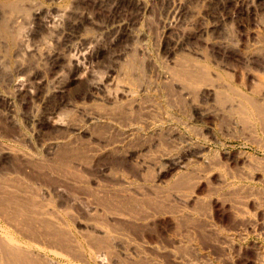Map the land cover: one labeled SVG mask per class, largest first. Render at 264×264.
Returning <instances> with one entry per match:
<instances>
[{
    "label": "rangeland",
    "instance_id": "1",
    "mask_svg": "<svg viewBox=\"0 0 264 264\" xmlns=\"http://www.w3.org/2000/svg\"><path fill=\"white\" fill-rule=\"evenodd\" d=\"M2 1L4 3L12 0H0V32L1 29L3 31V25L9 21L10 17L8 8L1 7ZM13 1H16V4L24 5V9L27 8V4L30 5L29 3L32 4L33 2L44 12L68 10L71 12L72 18H80L79 15L83 12L84 14L89 13L92 18L91 25L87 23L88 26H85L86 38L92 41L90 45L82 42L81 39H77L78 37L72 38L70 41L63 40L60 43L55 37L48 35L47 31L42 32L38 24H31L27 18H18L16 20L18 23L12 24L14 26L8 24L10 34H8L7 39L2 36V32L0 33V58L3 61L4 70L6 69L5 73L3 71L0 74V97L2 98L0 99V148L9 149L12 154H18L20 157L23 155L32 158L34 161L36 160V163L39 162L38 167L42 163H54L59 155L64 152V147H60L52 153L53 157L48 156L47 150L51 144L58 141V144L62 145L63 139L61 138L63 136L73 138L74 133L72 136L63 134V130L53 126L48 120L56 106L60 105L58 104L59 100L69 101L72 107H64L62 112H65L67 116L69 115L68 120L80 124L78 129L79 132L81 131L80 134L75 131L79 135L74 134V139H70L76 140L79 145H85L89 142L88 133L96 130L93 123L87 121L85 116L91 110H96L99 107L98 101L92 102L88 93L86 95L89 80L93 78V80L102 81L109 86L110 91H114L115 86L113 84L115 82L113 80L117 79L131 64L134 67H139L144 73V76L142 74L141 76L145 83L153 84L152 89L160 97L162 96L158 100L161 101L160 104L162 105L165 103L163 98H167V96L162 93L161 84H159V82L164 83V78L161 79L158 74L163 70L167 71L168 75L172 74L170 73L172 69L179 66L180 63L185 64L188 61H194L193 64L198 63L196 66L205 64L210 73L212 72L210 74L212 79L216 80L224 93L229 94L231 88L237 93L241 92L264 104V1L257 3L256 1L251 2V0H138L146 7L145 11L133 13L131 9L121 10L117 17L125 18L126 23L129 24V29L128 34H120L116 37L110 36L112 35V26L111 28L110 26L107 27V30L102 28L108 23L107 21H111L113 15L107 9L100 11L93 8L90 0ZM240 6H242L241 9ZM172 8H178L179 12L175 14ZM235 13L236 16H234ZM27 20L28 22H26ZM93 21L96 22L93 23ZM109 23L111 24V22ZM27 32H30V39L27 40L29 47H38L39 51L44 52L45 57L50 54V51L51 53L61 51L71 61L70 65L67 63L66 70L62 75V84L66 91L61 97L55 95L42 97L45 93L44 88L43 90L37 88L40 79L48 83H46L48 88L54 84L55 76L51 72V65L47 58L38 57L39 51L37 54H21V56L16 54L17 38L13 35L18 37L20 34L23 36ZM41 32L42 34L39 35ZM45 38L48 42L47 48L41 45V40H45ZM15 47L16 50H14ZM93 47L94 54H90L88 48L93 49ZM45 53L47 54L45 55ZM95 53L99 58L97 60ZM77 70L84 74L82 80L69 83L70 73L72 74ZM219 75L220 80L216 79ZM14 77L24 79L27 85L35 90V97L29 99L23 94H17L12 84ZM156 86L157 88H155ZM197 90L195 91L197 92ZM236 92H234V97H236ZM213 97L210 95L202 99L199 94L192 95L191 93L190 97L186 99L185 110L184 107L179 109V105L176 104V96L173 94L169 102H167L168 98L165 99L167 106L164 104V111L168 112L170 116L172 115L171 117L175 115L174 117L179 119L178 121L181 120L183 123L191 125V132L174 122V126L172 125L173 129L175 128L174 131L170 135V132L163 135L161 133L155 134L159 135L160 138L154 137V144L142 146L139 142L143 140L140 139H138L139 142L135 141V144L134 142L127 144L126 147H129V151L124 147L122 155H125L124 159L128 161L125 163L127 166L129 162L134 166L129 165L131 167L120 168V164L111 161V158L107 156L108 152L101 149L105 154V159H102L104 158L103 154L100 157L102 162H95L94 160L89 163L90 165L88 164L89 166L86 165L84 172L82 171L83 174L81 173L80 182L77 181L74 187L69 188L67 186L65 188V192L71 193L75 200L71 201L74 205L71 202L68 203L69 207L72 205L71 208L67 206V202L64 203V200H59L53 193L47 192L51 189H48L46 185H53L52 179L55 178L45 174L49 179L44 185L45 182L38 178L42 174L37 171L40 170L37 167L34 170L37 173L30 174V178H34L36 181H30L29 176H25L20 169L23 167L20 164L24 162L22 163V160L19 162V159H13L11 156V158L6 157L8 159L7 164L0 167V188H5L3 184L5 182L8 185H6L7 188L13 186L15 190L19 186L15 183L18 182L20 185L29 183L40 193L41 190L48 189L45 191L47 193L44 192L45 197L48 195L46 201L58 211L63 221L65 220L68 226L66 230L78 241V244L75 241L72 242V238L71 243L82 255L87 250L91 233L92 237L95 232V238L94 236L90 237V242H94L93 240L97 239L96 236H102V234L95 235L97 232L94 231V225L103 230L106 227L108 233L106 237L109 243L112 242V246L114 245L107 258V264H264V110L261 111L263 114L259 115L260 118H258V114L257 117L253 111H250V108L246 107L248 109L244 110L242 115L237 114V116L239 115L238 118L236 115H232L222 119H214L213 112L219 106L217 103H214L217 106H213L215 101ZM6 100L7 102L10 101L9 106H7ZM77 104L83 108L82 112L76 111L75 106H78ZM168 104H173L175 109L172 107L173 105ZM203 109L209 111L205 113ZM177 110H181V112H177ZM245 111L249 112L245 113ZM244 115L246 116L243 119L242 116ZM229 117L233 118L230 119ZM169 138H171L170 141H168ZM60 139L61 141H59ZM164 139H167V142L163 141ZM194 152L206 154L205 161L209 162L207 167L203 165L206 169L194 159ZM148 160L151 163L147 167L149 169L143 168L144 162ZM174 162L183 167H173ZM43 171L45 172V169ZM46 171L48 170L46 169ZM181 174H186L185 177L189 175L191 181L186 182L185 187L180 188L176 182L182 177ZM126 182H129V185ZM13 188L9 190L12 191ZM126 188L130 193L126 191ZM67 189L69 190L67 191ZM93 189L98 190L94 191ZM137 190L139 195L136 194ZM102 191L105 195L102 194ZM124 191L129 194L126 195ZM118 192L123 193L124 195H122L126 196L125 199L128 197L129 200L123 199L124 197ZM135 194L139 200L135 199ZM148 194L153 196H149L148 199ZM94 195L99 197L96 198ZM119 196L125 204V206L120 207L121 211L120 209L118 211ZM131 196L133 201L130 202ZM104 197L115 200L111 205L112 207L102 208V205L100 206L98 199ZM151 198L156 203L155 206H153L154 203H152ZM145 200L147 202L149 200V202L147 203ZM128 202L130 208L127 206ZM59 203H61L60 206ZM138 203L140 204L138 205ZM158 205H161L160 208ZM90 206L92 207L90 208ZM96 206L101 208L98 207L97 210ZM150 206H152V210ZM93 207L94 210H92ZM114 214L120 215L119 224L113 222L119 219L115 218ZM115 224L116 226H114ZM86 232L91 233L85 235ZM110 237L113 241L110 240ZM76 245L81 252L76 248Z\"/></svg>",
    "mask_w": 264,
    "mask_h": 264
},
{
    "label": "bare ground",
    "instance_id": "2",
    "mask_svg": "<svg viewBox=\"0 0 264 264\" xmlns=\"http://www.w3.org/2000/svg\"><path fill=\"white\" fill-rule=\"evenodd\" d=\"M168 1H172V0H168ZM255 1L257 3H260L264 0H251V2H255ZM15 2L12 0V1H5L3 3V1H2L1 7L2 8H3V6L7 7L8 8L7 9L8 15L10 16L8 19L9 21L5 22V24L3 25L4 26L3 31L1 29L2 33L0 32L2 34V36H4L6 39H7L8 34H10L8 31L9 25L11 24V26H14L12 24L18 23V22H16V20H18V18L19 19L20 18H27L29 21H31V24H33V23L38 24V27L42 30V32L47 31L48 35L49 34L52 35L60 43L63 42V40L70 41V39L77 38V37H78L77 39H81V41L85 42L86 44L90 45L92 43V41L87 39L86 35H85V32H86L85 26H88L86 24L90 23V25H91V23H92V18L90 17L89 13L84 14V12H83L79 15L80 18L77 17L78 18L77 19L76 17L72 18L71 12H69L68 10H61V11L55 10L54 12H51V11L50 12L49 11L44 12V10L42 11L40 8H38L36 5H34L33 2H32V4L29 3L30 5H28L26 3L27 8L25 7V9H24V5H21L20 3L16 4ZM89 2L91 3L93 8H97L100 11L103 9L104 10L107 9V11L113 15V18L111 19V21L110 20L107 21L108 23L106 22L107 24L102 27L105 30H107L108 29L107 27L110 26V28H111V26H112L113 30L111 33L112 35H110L111 37L112 36L116 37L120 34L121 35L126 34V33L128 34L129 24L126 23L124 16H123L124 19L117 17V15H119V12L121 10L131 9L132 10L131 12L138 13V12H144L146 9L144 4H141L138 0H90ZM173 2H175V1H173ZM252 4H251V6H252ZM88 5H90V4H88ZM241 7L242 6H240L239 8L241 9ZM256 9H257V7L254 10L255 13H256ZM128 10H127V12H128ZM172 10L175 14L179 12L178 8H174V9L172 8ZM1 13H2V11H1ZM120 14H122V13H120ZM184 15H186V14H184ZM15 16H19V17L15 18ZM234 16H236V13L234 14ZM188 17H190V16H188ZM79 19H80V21H78ZM28 20L26 22H28ZM12 21H13V23H12ZM95 22L96 21H93V23H95ZM109 22H111V24ZM19 31H21V30H19ZM42 32L39 35H41ZM21 33H22V31H21ZM23 33H24V31H23ZM29 34H30V32H27V34H25L23 36L18 34V37H17V35L16 36L13 35V37L17 38L16 54H18L20 56H21V54H25V55L26 54H28V55L29 54H37V52L39 51L38 47H36V46L35 47L32 46V48L28 46L27 40L30 39ZM11 35H12V33H11ZM10 37H12V36H10ZM50 39H52V38H50ZM8 41H9V39H8ZM41 41H42L41 42L42 47L47 48L48 42L46 41V38H45V40L43 39ZM1 42H3V41H1ZM179 42H178V44H179ZM176 44H177V42H176ZM180 44H181V42H180ZM14 50H16V47ZM45 50L47 52V49H45ZM178 50H180V49H178ZM88 52L90 54H94V47H93V49L88 48ZM38 53H39L38 57L40 56L42 58H47L49 64L51 65V72L54 73L55 78L53 80L54 84L51 88H48L46 85L47 82H45V80H41V79L39 80L40 82L38 81L39 87H37V88H41L42 90L44 88L45 93H44V96H42V97H46V95L47 96L55 95V96L61 97L62 95L65 94V91H66L64 85L62 84V75L64 74L63 72L66 70L67 63L70 65L71 61L69 60V58H67L65 55H63L61 51H53L52 53L50 51V54L45 53V55L47 54L46 57L44 56V52L42 53L41 51H39ZM3 54H5V53L3 52ZM95 54H96L95 58L97 60L98 55H97V53H95ZM126 56H128V55H126ZM14 59H15V57H14ZM133 59H131V60H133ZM18 60H20V59H18ZM2 62L3 61L0 58V74L3 73V71L5 73V70H6V69L4 70V66H3L4 64H2ZM131 62L133 63V61H131ZM191 62L188 61L185 64L180 63V65L175 67L174 69H172V70L169 69V70H171L170 73H172V74H169L170 76L168 75V72L164 71V70H163V72L158 74V76H160L161 79L164 78V83L159 82L160 77H159L158 82H159V84H161L162 93H165V96H167V98H168L167 102H169L171 100V96L173 94V96H176V104L179 105L178 106L179 109L184 107V110H185L186 99L190 97L191 93H192V95L193 94H199L202 97V99H203V97L205 98V97H208L210 95H213L214 96L213 98L215 99V101L213 102V106L214 107L217 105L219 106V108L214 110V112L211 111V112H213L214 119H218V118L222 119L223 117L232 116V115L233 116L236 115V118H238L239 115L237 116V114L242 115L243 114L242 112H244V110H247L248 108H250L251 109L250 111H253L256 114V116H257V114H258V116L263 114L261 112L264 110L263 109L264 108L263 103L256 101L257 99L253 100L252 98L242 94L241 92L237 93L236 90L231 89V88L229 89V94L224 93L222 91V87L216 83V80L212 79V77L210 75L212 72L210 73L209 69L205 66V64L199 65V66H201V67H199V66H196V64H198V63L193 64L194 61L192 63ZM1 64H2V66H1ZM139 66H141V65H139ZM79 72L80 71L77 70V71L73 72L72 74L70 73V75L68 77L69 83L77 82L82 78V76L84 74L79 73ZM141 74L143 75L144 73L141 72L139 67H136V66L134 67L131 64V66H129L125 71H123L117 77V79L113 80L115 82V83L113 82L114 83L113 85L115 86V88H113V89H115L114 91H110V89L108 88L109 86H107L102 81H98L95 79L93 80V78L91 80H89L90 83L87 87L86 95L88 93L92 102L98 101L99 107L98 108L96 107L97 108L96 110H91V112L88 111L89 113L86 112L87 115L85 116V118L90 123H93V126L95 127L96 130L92 133H88L89 136H87V137L89 138V140H88L89 142L88 141H87L88 143L84 142L85 145H81V144L79 145V142H77L76 140L72 141L70 139L72 137H70V136H68L70 138H67V136H65V137L63 136L64 138L63 137L61 138L64 140V141L62 140V143H61L62 145H59L58 141L55 144L54 143L51 144V146L47 150V154H49L48 156L51 155L52 157H53L52 153H54L56 151V149H58L60 147H64V152H62V154L59 155V157L57 158L56 161L53 160V161H55L54 163L49 162V163L43 164L42 163L43 161H42L41 162L42 164L41 165L39 164L40 166L38 167L37 164L39 162L36 163V160L34 161L32 158L25 157L23 155H21V157H20V155L18 156V154L17 155L12 154L10 152L11 150L9 151V149L7 150L6 148L5 149L0 148V167L3 164L6 165L7 161H8V159L6 157L11 156L13 159H15V158L19 159V162H20V160H22V163L24 162L23 164H20L21 166H23L20 169H21V172L25 176H27V177L29 176L30 181H33V180L36 181V179L30 178L31 177L30 174H32L33 172H36L34 170H36L37 167L40 168V170H37V171L39 173L41 172V174H42V176L38 177V178L42 179L41 181L45 182L44 185L47 184L46 183L47 179H49L46 177L47 175L48 176L51 175L50 176L51 178L56 179V180L52 179L54 181L53 185H50V186H48V184L46 185L47 188L51 189V190H48V189H47L48 191L47 190H43V191L41 190V193L38 192L39 190L36 191L37 189L33 188V186L29 185V183L26 184L27 182L25 183L26 185H22V184L20 185V183H18V182L15 183V184H18L19 186L17 188L14 186L16 188L15 190H14L13 186L12 187L10 186V188H13L12 191H10L9 190L10 188L6 187L7 184L5 182H3V184L5 185V188L4 187L0 188V264H78V263L107 264V261H108L107 258L109 256L111 248H113L114 245L112 246V242L110 244L108 238L106 237V236H108L107 235L108 233L106 231V227L103 230L102 228H99V227L97 228V227H95L96 225H94V231L97 232V234H95V235L102 234V236L98 235V236H96L97 239L93 240L94 242H90V237H91L92 233L89 232L91 234H90L89 241L87 244L88 247H87V250L84 251L85 253L82 255L81 253H79V251H77L74 248L75 245L73 244L74 245L73 246L71 243L72 238H73L72 242L75 241L78 244V241L76 239H74L73 235L69 231L66 230L67 229L66 227H68V226L66 225L65 220L63 221V218L60 217L61 215H59L58 211H56L53 207H51V204L48 201H46V197L48 195L45 197L44 192L47 191V192L53 193V195H55V197L57 199L64 200V203L67 202V206L69 207L68 203H70L74 199L72 198L71 193L65 192V188L67 186L69 188L74 187L75 184L77 183V181L80 182V180L82 179V177H80L81 173L83 174V172H84L83 170L86 168V165H88L89 163H92L94 160H95V162L96 161L102 162L105 159V154L101 151V149H105L104 151L108 152L107 156L111 158L110 159L111 161H113L115 164L119 163L120 168H122V167L124 168V166H127V164H125V163H127L128 161H126V159H124L125 155H122V151L124 150V147H126L127 144H129L131 142H134V144H135L136 143L135 141L139 142L138 139L143 140V141L139 142L142 146L151 145L152 143L154 144V142H153L155 139L154 137L160 138L159 135H155V134L161 133L163 135L166 132H170L169 133V135H170L171 132L174 131L175 128L173 129V127H172L174 122L177 123L178 125L184 126V128L186 130L192 129L191 125L189 126V124H185L181 120L178 121L179 119H175V117H174L175 115L173 116L174 117L173 118V117H171L172 115L170 116L168 114V112L164 111L165 110L164 104L167 103L165 99H167V98L166 97L163 98L164 102H165V103H163V105L160 104L161 101L159 102L158 100H160L162 98V96L160 97V95H158L152 89L153 84H151L150 82H148V83L144 82L145 80L142 79ZM90 77H88V78H90ZM218 77H220V75L217 76L216 79H219ZM223 77L227 78L226 76H223ZM14 78L15 79L13 80L12 84L14 85L15 91L17 94H19V95L23 94L26 97H29V99H32L35 97V95H34L35 90H33L32 87L28 86L24 79H22L20 77L19 78L14 77ZM165 79H166V82H165ZM161 81H163V80H161ZM158 82H157V84H158ZM201 87L202 88L204 87V88L202 89ZM155 88H157V86ZM191 90L192 91L197 90V92H199V90H201V92L197 93L196 91L192 92ZM234 92H236V97H234V95H235ZM100 94H101V96H100ZM39 98H41L40 95H39ZM173 98H175V97H173ZM0 99H2V98L0 97ZM190 100H191V98H190ZM59 101L60 102L58 104H60V105L56 106V109L53 111L52 114H50L51 118L48 120L51 121L53 126H56L57 128H60L61 130H63V134L66 133V134H69L71 136L73 133L74 134H78V133L80 134L81 131L80 132L78 131L80 124L77 122L75 123L74 120H73L74 122L68 120L67 117L69 115L67 116L65 114V112L64 113L62 112L63 111L62 109H64V107L65 108L66 107H72L71 104L69 103V101H66V102H64L62 100H59ZM9 102L10 101L7 102V100H6L7 106L10 105ZM172 102L175 103L173 100H172ZM214 103H217V105L216 104L214 105ZM77 105L78 106H75L76 111L82 112L83 108L80 107L79 104H77ZM168 105L172 106L173 104L172 105L168 104ZM177 105H176V107H177ZM165 106H167V105L165 104ZM186 106H188V105H186ZM172 107H174V109H175L174 105ZM246 107H248V108H246ZM208 111H206V109L204 111V109H203V112H205V113ZM83 112H84V110H83ZM177 112H181V110L180 111L177 110ZM198 112H200V111L198 110ZM203 112L201 113L202 116H203ZM246 112H249V111H245V113ZM183 113H184V111H183ZM183 113H181V114H183ZM207 115H208V113H207ZM245 116L246 115L242 116V118L244 119ZM260 117L261 116H259L258 118H260ZM263 117H264V115H263ZM229 118L232 119L233 117H229ZM196 129H197V127H196ZM226 130H228V129H226ZM75 131H77L78 133L77 132L75 133ZM189 132H191V130ZM74 134H73L72 139H74V136H75ZM166 134H168V133H166ZM169 135H167V136L169 137ZM177 135L179 136V134H177ZM172 137H174V136H172ZM61 139L59 141H61ZM170 139L171 138H169L168 141H170ZM159 140H157V141L159 142ZM163 141L167 142V139H164ZM80 143H82V142L80 141ZM155 145H156V143H155ZM168 145H169V142H168ZM161 146H163V145L161 144ZM126 148L128 150L129 147H126ZM135 150H136V148H135ZM148 150H150V149H148ZM103 154H104V158H102L103 160H101L100 157ZM139 154H138V156H139ZM98 158H100V159H98ZM143 159L145 161V158H143ZM194 159L197 162H200L202 167H204L203 165H206L205 167H207L209 164L208 161H205L206 160V154H204V153L194 152ZM176 162H174L172 164L173 167L174 166H177L179 168L183 167V166L182 167L179 166ZM9 163H10V161H9ZM15 163H17V162H15ZM98 163H100V162H98ZM131 163H132V160H131ZM170 163H172V162H170ZM142 164H141V166H142ZM129 165L134 166L133 164H130V162L128 163V166ZM138 165H139V163H138ZM150 165H151V163L148 160V161L144 162L143 168H147ZM13 166H14V164H13ZM135 166H137L136 163H135ZM129 167H131V166H129ZM7 168H8V166H7ZM43 169H45V172L43 171ZM46 169L48 171H46ZM147 169H149V168H147ZM129 171L132 172L131 169H129ZM136 173H138V172H136ZM45 174H46V176H45ZM139 174H141V173H139ZM61 175H63V176H61ZM185 175L186 174H184V175L181 174V176H182V177L180 176L181 178L177 177L180 179L178 180V182H176V184H178V187H180V188L183 187L184 185H186L187 184L186 182L191 181L190 176L187 175L185 177ZM38 176H40V175H38ZM84 177H86L85 174H84ZM191 177H192V175H191ZM14 180H15V178H14ZM10 182H11V180H10ZM49 182H51V181H49ZM132 188L134 189V187H132ZM149 188H151V187H149ZM137 189H139V188H137ZM68 190L69 189H67V191ZM96 190H98V189H95L94 191H96ZM134 190H136V189H134ZM147 190H149V189H147ZM152 190H153V188H152ZM126 191L129 192L128 188H126ZM126 191H124V192L126 193ZM130 191H131V189H130ZM47 192H45V193H47ZM116 192L117 191L115 190V193ZM137 192H138V190L136 191V194L139 195V193H137ZM144 192H145V189H144ZM85 193H87V192H85ZM118 193L121 194V196L124 195L123 193H120V192H118ZM129 193H126V195ZM102 194L105 195V193H103V191H102ZM136 194H135V199H137ZM150 194H151V192H150ZM146 195H145V197H146ZM81 196H80V198H81ZM97 196L98 195H96V196L94 195V197L98 198L99 196L98 197ZM140 196H142V195H140ZM149 196H153V195L148 194V199L150 198ZM169 196H170V194H169ZM108 197H106V198L104 197L103 199H100V198L98 199L100 206L102 205V208H104V207L108 208L109 206L113 205L112 204L113 202H115V200H113V199H110V198L107 199ZM123 197H124L123 199H125L126 196H123ZM120 198L121 197L119 196L118 199L120 200ZM130 198H131L130 199V202H131L132 196ZM141 198H143V197H141ZM154 198L155 197H153V199ZM76 199H77V196H76ZM127 199H128V197L125 200H127ZM121 200H122V198H121ZM121 200L118 202V205H119L118 211H119L120 207H123V205L125 206V204H123V201H121ZM137 200H139V199H137ZM146 200H145V202H147ZM151 200H152V198H151ZM155 200H156V198H155ZM83 201H87V200H83ZM96 202H97V200H96ZM125 202H127V201H125ZM148 202H149V200H148ZM152 203H154L153 206H155L156 203L154 202V200H152ZM71 204H73V203L71 202ZM139 204L140 203H138V205ZM60 205H61V203H59V206ZM126 205H127V203H126ZM67 206H66V208H67ZM100 206H98V207L101 208ZM127 206H129V202H128ZM160 206H159V208H160ZM71 207H72V205L69 208H71ZM91 207L92 206H90V208ZM98 207H97V210H98ZM151 207L152 206H150V209H151ZM129 208H130V206H129ZM94 209L95 208L93 207L92 210H94ZM131 209H133V207ZM164 209H162V210H164ZM66 210H69V209H66ZM105 211L108 212V210H105ZM120 211H121V209H120ZM143 211H146V210H143ZM99 212H100V210H99ZM119 213H121V212H119ZM128 213H129V211H128ZM87 216H88V213H87ZM119 216L120 215H115V218H119V219H117L116 221L115 220L114 221L112 220V221L119 224L120 220H121V218ZM128 216H130V214ZM102 219H103V217H102ZM90 221H92V220H90ZM105 221H106V219H105ZM96 222H97V220H96ZM98 224H101V223H98ZM109 226H111V225H109ZM114 226H116V224ZM91 227L93 229V226H91ZM118 228H119V226H118ZM87 229H89V228H87ZM110 231H113V229ZM113 232L116 233L115 231H113ZM89 233L86 232L85 235H88ZM94 233H93V236H94ZM78 235H79V233H78ZM85 235H83V236L85 237ZM86 238H88V237L86 236ZM86 238H85V240H86ZM94 238H95V236H94ZM110 240H112L111 237H110ZM85 242H87V241H85ZM76 248L80 250V248H78L77 245H76ZM81 248H83V247H81ZM80 252H81V250H80ZM114 257H116V256H114ZM112 258H113V256H112ZM109 260H110V258H109Z\"/></svg>",
    "mask_w": 264,
    "mask_h": 264
}]
</instances>
